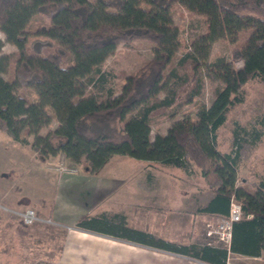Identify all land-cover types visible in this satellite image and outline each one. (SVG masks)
I'll list each match as a JSON object with an SVG mask.
<instances>
[{
    "label": "trees",
    "instance_id": "1",
    "mask_svg": "<svg viewBox=\"0 0 264 264\" xmlns=\"http://www.w3.org/2000/svg\"><path fill=\"white\" fill-rule=\"evenodd\" d=\"M173 5L204 17L206 30L170 67L183 47ZM40 15L49 22L39 21ZM0 31L16 50L0 58L1 132L44 159L62 156L66 166L85 165L92 172L115 155L186 173L196 169L214 193L199 212L228 217L231 200L242 205L229 249L176 245L125 231L206 264H227L231 254L264 255V174L254 191L238 177L240 163L260 135L237 123L230 151L222 152L218 140L232 108L243 103L245 87L264 82V0H0ZM246 31L237 52L241 67L224 59L211 62L218 40L237 43ZM32 37L46 41L30 42ZM133 41L150 42L154 55L135 73H121L122 89L115 94L108 87L115 74L101 66L119 45ZM10 62L14 73L7 80L3 65ZM206 75L222 83L211 105L200 103L196 118L176 119L166 133L153 136L154 117H172L181 109L178 85L197 77L199 89L186 100L190 103L200 95ZM52 121L56 127L45 132ZM77 225L90 231L101 223L83 216Z\"/></svg>",
    "mask_w": 264,
    "mask_h": 264
},
{
    "label": "crops",
    "instance_id": "2",
    "mask_svg": "<svg viewBox=\"0 0 264 264\" xmlns=\"http://www.w3.org/2000/svg\"><path fill=\"white\" fill-rule=\"evenodd\" d=\"M61 158L36 156L46 168L32 171H37L32 177L35 188L31 194H23L27 199L36 195V206L19 205L21 208L16 209L23 201L14 197L8 202L13 206L6 205L19 212L32 208L40 221L33 225L24 224L21 218L0 221L9 228L0 238L3 264L205 263L160 249L144 242L143 235L125 230L176 245L206 244L205 226L223 218L198 211L214 197L206 184L191 186L185 171L168 173L151 163L133 170L111 169L116 155L97 172L67 162L75 172L51 169ZM83 216L99 219L101 226L90 231L78 227ZM263 258L231 254L227 264H261L258 261Z\"/></svg>",
    "mask_w": 264,
    "mask_h": 264
},
{
    "label": "rangeland",
    "instance_id": "3",
    "mask_svg": "<svg viewBox=\"0 0 264 264\" xmlns=\"http://www.w3.org/2000/svg\"><path fill=\"white\" fill-rule=\"evenodd\" d=\"M172 16L174 23L180 29L179 31L181 33V43H183V47L177 52V54H175L176 57L170 67L175 66L177 60L182 56L183 50L188 46L189 42H192L206 30L205 18L183 8L182 6L173 5ZM37 18L39 21H42L43 19L46 22H49V19L44 15H40ZM249 33L250 31L243 32L237 43H231L225 39L218 40L213 46L211 62L218 59H224L226 62L230 63L231 66L233 65L236 68L241 67L243 62L237 52L240 50L241 44L245 41L244 39L248 37ZM36 40L46 41V39L42 37H32L30 42ZM153 49L154 45L147 41H133L126 45H119L116 53L108 57L105 63L101 66V71L112 72L115 74V77L109 81L108 87L112 88L115 91V94L119 93L123 84L122 77L125 74L131 75L135 73L138 68L149 61L154 55ZM14 52H16L15 47L6 41L3 33L0 31V58L2 55H8ZM3 66L4 72L2 75L5 79L10 80L13 76L12 73H14V64L11 62L8 64L4 63ZM121 73L122 77L120 76ZM180 74L183 75L184 71L180 70ZM196 78V76H191L187 79L188 81L186 84L178 85V92H180L179 105H181V109L176 115L172 117L165 115L153 118L151 121V131L153 136L157 133H166V129H168L170 124L176 119L184 116L193 119L196 118V112L200 103L204 104L206 107L211 105L215 90L222 87V83L208 76L204 78V87L200 90V95L195 96L190 103H186V100H189L192 96V91L199 89ZM244 90L243 103L232 108L230 114H228L229 117L227 122L219 131L218 140L222 152H227L231 150L230 139L232 138L235 129L234 126H236L237 123L243 127H247L249 130L254 128L257 130L260 135L258 138L259 140L256 146L253 149L248 150L245 154L242 163H240V175H238L240 178L239 184L244 183L248 189L250 188L251 191H254V188L252 187L254 183L259 180L258 175L261 176L264 174V82H251ZM55 127L56 122L52 121L51 126L48 127L45 132H49ZM36 156L38 157L39 155L29 148V146L24 147L20 143L13 141L6 133L0 131V203L3 206L7 205V207H12L13 205H10L8 202L9 200H14V198L17 201H23L15 206L16 209H20L21 206L27 204H32L33 206L38 204L36 197H34L36 195H29L28 199L23 195L25 191L29 194L33 192V189L35 188V186L32 185L34 183L33 178L36 176L38 170H42L44 167L46 168V165L42 164L43 161L41 163V160H35ZM144 163L145 162L143 161L137 160V158L116 155V159L112 162L111 169L133 170L138 169L140 164L144 165ZM115 164L118 165V167H112ZM145 165L149 167V163H145ZM68 167L71 168V166ZM147 167L142 168L146 169ZM56 168L57 166L51 167L53 170H56ZM156 168L157 170H162L168 173H177V171L181 170L178 168L161 167L159 165H157ZM33 170H37L34 172L35 174H32ZM28 174H31V176H28ZM186 175L185 177L189 180L191 186H203L205 184V181L201 178L199 171L196 169L192 173H186ZM7 194H9V197H7ZM19 205L21 206L19 207ZM5 219L20 220V217L11 212L0 210V221ZM8 230L9 228L0 222V238L5 237V235L8 234ZM206 238L205 228L204 239L206 240ZM259 262L264 264V258L258 261V263ZM0 264H3L2 260H0Z\"/></svg>",
    "mask_w": 264,
    "mask_h": 264
},
{
    "label": "built area",
    "instance_id": "4",
    "mask_svg": "<svg viewBox=\"0 0 264 264\" xmlns=\"http://www.w3.org/2000/svg\"><path fill=\"white\" fill-rule=\"evenodd\" d=\"M56 171L65 172H75L74 169L65 165L61 162L60 166L56 168ZM0 210L5 212H11L22 219V222L26 225H33L39 220L37 212L32 208L24 209V211H12L6 206L0 203ZM242 205L236 200H231V210L228 217H223L217 223H209L206 227V244L221 246L229 249L231 246V237H233V225L235 222L241 220L242 218ZM206 264V263H204Z\"/></svg>",
    "mask_w": 264,
    "mask_h": 264
}]
</instances>
